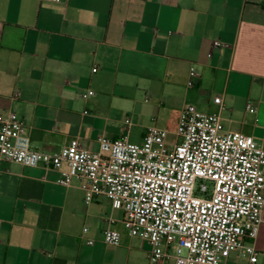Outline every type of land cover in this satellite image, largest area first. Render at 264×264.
<instances>
[{
    "label": "crops",
    "instance_id": "crops-1",
    "mask_svg": "<svg viewBox=\"0 0 264 264\" xmlns=\"http://www.w3.org/2000/svg\"><path fill=\"white\" fill-rule=\"evenodd\" d=\"M188 103L264 147V0H0V111L17 112L32 147L140 142L152 124L175 129ZM59 176L0 160V264H148L122 209ZM254 246L256 261L234 251L227 264H264V211Z\"/></svg>",
    "mask_w": 264,
    "mask_h": 264
},
{
    "label": "built area",
    "instance_id": "built-area-1",
    "mask_svg": "<svg viewBox=\"0 0 264 264\" xmlns=\"http://www.w3.org/2000/svg\"><path fill=\"white\" fill-rule=\"evenodd\" d=\"M213 45L224 43L215 39ZM193 85L190 79L188 86ZM93 94L88 89L83 96ZM213 101L221 108V95ZM246 109L256 111L250 102ZM98 142L97 151L75 140L57 150H40L32 147L17 112L0 111V160L56 170L57 181L65 185L81 178L86 202L103 195L123 210L128 234L149 245L148 264L169 259L173 264H227L234 251L256 261L264 147L252 135L227 131L219 111L188 103L173 130L152 124L140 142L106 136ZM102 239L118 245L121 232L105 227Z\"/></svg>",
    "mask_w": 264,
    "mask_h": 264
}]
</instances>
